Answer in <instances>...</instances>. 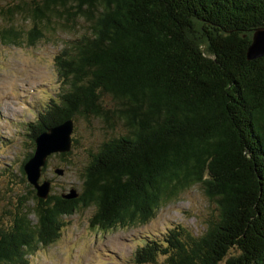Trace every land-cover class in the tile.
Masks as SVG:
<instances>
[{
  "label": "trees",
  "instance_id": "16d2710c",
  "mask_svg": "<svg viewBox=\"0 0 264 264\" xmlns=\"http://www.w3.org/2000/svg\"><path fill=\"white\" fill-rule=\"evenodd\" d=\"M1 11L31 24L0 29L6 45L34 46L44 30L75 35L53 58L58 100L27 124L25 191L0 223V264H28L76 211L93 208L90 227L102 232L143 226L193 186L213 205L203 233L146 237L133 263L264 264V56L247 58L264 0H40ZM79 118L112 136L88 153L75 199L50 186L40 200L23 170L35 139L68 120L74 131ZM76 144L71 134L63 162Z\"/></svg>",
  "mask_w": 264,
  "mask_h": 264
},
{
  "label": "rangeland",
  "instance_id": "374dc122",
  "mask_svg": "<svg viewBox=\"0 0 264 264\" xmlns=\"http://www.w3.org/2000/svg\"><path fill=\"white\" fill-rule=\"evenodd\" d=\"M40 0H8L0 2V29L13 25L28 30L31 24L24 14L8 19L6 10L11 5L29 6ZM75 32L44 30L43 37L34 45H6L0 41V223L8 222L9 215L18 208L24 186L19 184V167L32 152L27 124L49 102L58 100L62 88L54 69V56L63 43ZM72 138L77 144L66 157V163L52 154L46 162L43 180H49L54 194L79 189L81 169L88 153H95L102 141L112 136L95 119H77ZM63 169L58 176L54 169ZM93 208L76 211L64 217L65 226L58 239L28 257V264H134L133 253L146 237H159L180 226L196 235L203 233L205 222L213 212L198 186L183 191L177 198L162 205L146 225L116 228L102 232L91 228L89 219ZM162 259L157 264H163ZM220 264H224L221 262Z\"/></svg>",
  "mask_w": 264,
  "mask_h": 264
},
{
  "label": "water",
  "instance_id": "95a60500",
  "mask_svg": "<svg viewBox=\"0 0 264 264\" xmlns=\"http://www.w3.org/2000/svg\"><path fill=\"white\" fill-rule=\"evenodd\" d=\"M264 56V27L256 29L251 38V44L247 50L248 60H254ZM73 122L68 120L35 139V149L31 158L24 164L23 170L27 182L33 187L35 195L40 200H46L50 193V182L41 179V169L46 165L47 158L52 154L68 153L71 149V134ZM58 176L63 170L55 169ZM78 196L75 189H70L67 194L61 195L64 199H75Z\"/></svg>",
  "mask_w": 264,
  "mask_h": 264
}]
</instances>
